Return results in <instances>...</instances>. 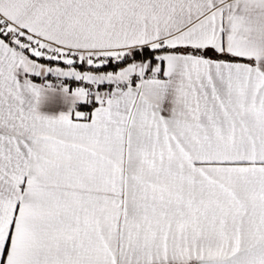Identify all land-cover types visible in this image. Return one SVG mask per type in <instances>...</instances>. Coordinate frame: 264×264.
Segmentation results:
<instances>
[{"label": "snow or ice", "instance_id": "1", "mask_svg": "<svg viewBox=\"0 0 264 264\" xmlns=\"http://www.w3.org/2000/svg\"><path fill=\"white\" fill-rule=\"evenodd\" d=\"M0 264H264V0H0Z\"/></svg>", "mask_w": 264, "mask_h": 264}]
</instances>
